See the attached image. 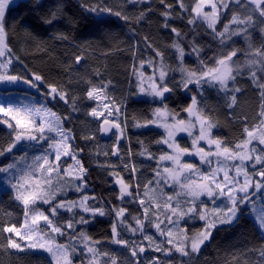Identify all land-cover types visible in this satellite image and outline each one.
<instances>
[{"label": "trees", "instance_id": "trees-1", "mask_svg": "<svg viewBox=\"0 0 264 264\" xmlns=\"http://www.w3.org/2000/svg\"><path fill=\"white\" fill-rule=\"evenodd\" d=\"M196 2L182 0L184 9H190ZM92 8L110 9L111 12L93 13ZM117 12L119 16L115 15ZM241 12L239 7L230 4L222 13L216 30L222 31V26L231 23L233 16ZM190 19L194 20L193 24H189ZM5 20L6 43L15 58L11 74L25 78H32V74L40 75L43 78L41 90L46 95L49 85L56 87L58 93L67 94L68 103L59 98L52 100L34 95L40 104L46 100V105L61 118L65 130H70L74 137L70 140L71 150L87 169L84 175L87 186L83 192L67 190L64 191V197L60 195L57 199L77 200L85 194L90 197L95 195L98 203L90 199L88 204L103 206L107 212L108 205H121L112 172L133 185V190L137 183L141 190L144 183L153 178L158 157L169 150L163 143H157L163 140V131L139 126L152 120L155 108L162 106L155 98H138L136 74L151 59H160L168 70L165 84L173 91L165 94V104L176 118L187 119L188 112L185 109L191 105L192 96H195L201 115L215 126V137L229 146H235L245 139L246 128L252 130L261 125L260 112L264 110L261 107L264 99L261 98L262 89L258 83H264V74L261 73L256 80L252 79L250 72L236 74L227 94L211 84H191L190 90H185L181 83L184 69L200 75L201 62L213 68L216 66L214 61L225 58L234 50L238 60L252 56L256 49L264 51V34L258 26L253 30L250 50L253 52L250 53L242 39L225 40L222 43L207 28L206 23L197 21L194 14L181 9L180 0H19L7 8ZM172 28L177 30L179 36L171 31ZM177 45L184 49L182 59ZM193 47L198 49L197 53L192 52ZM77 56L81 57L79 63H76ZM101 86L106 88L110 100L123 111L120 124L125 140L120 146V153L125 155L124 161L113 158L112 147H109L108 156L99 151V145L104 141L99 136L103 119L98 120L89 114L96 102L87 97V91ZM232 95H235L236 101L230 107ZM12 135L13 131L0 123V144L6 146ZM178 140L183 147L191 149L190 137L181 136ZM14 152L16 157L11 154L0 157V165H7L21 153L19 148ZM148 154L157 159H149ZM71 162L65 159L61 166ZM124 164H130V167L134 165L136 171L130 172V167L125 168ZM62 179L67 187L68 179ZM12 196L13 190L7 189L3 183L0 187V226L15 224L20 227L23 222L24 207ZM262 201L259 202L264 203ZM227 204L225 199H221L214 206L224 208ZM124 206L131 215L144 220L138 204L125 201ZM249 208L242 207L233 223L216 226L199 252L184 259L174 254L171 262L260 264L259 252L264 250V236ZM83 215L88 218L87 214ZM67 216V213L62 214V218L66 219ZM114 222L112 215H97L89 223L74 227L77 233L83 231L91 238L100 253L99 264H105L104 253L114 258L116 264H134L128 248L113 242ZM195 226L197 229H191V223H183V233L187 238L201 230L203 223L196 222ZM121 235L130 243L140 242L128 232L121 230ZM3 238L4 234L0 233V242H3ZM153 239H159L163 250L150 249L145 254H138L140 264H144L143 256L146 254L159 257L161 262L165 261L164 252L171 246L163 238L160 240L154 236ZM55 240L59 244L67 243V235L56 236ZM82 249L81 245L71 253L73 264H90V258ZM0 264H49V256L38 251L0 249Z\"/></svg>", "mask_w": 264, "mask_h": 264}, {"label": "snow or ice", "instance_id": "snow-or-ice-1", "mask_svg": "<svg viewBox=\"0 0 264 264\" xmlns=\"http://www.w3.org/2000/svg\"><path fill=\"white\" fill-rule=\"evenodd\" d=\"M12 3H15V0H0V86H16L23 83L28 88L40 91L43 81L40 75L32 74V78H25L19 75L9 74L7 71L15 59L12 56L11 49L5 42V14L8 6ZM204 3L205 0H198L190 9H184L182 0H180V7L182 10L194 14L202 23H206L207 28L222 43L231 36L239 34L235 30L229 32L228 24L223 25V30L218 32L215 27L216 20L218 19L216 11L217 4H211L212 11L209 13L202 11ZM231 3L245 12L251 9V12L245 18L233 16L231 21L245 34H247V28L253 23L252 14H257L261 23H264V0H231ZM221 7L227 10L228 4L223 3V0H221ZM91 11L93 13L102 11L111 12L110 9L97 8H92ZM115 15L119 16L120 13L117 12ZM164 15L167 16L168 13L165 12ZM188 22L189 24H193L194 20L190 19ZM171 31L179 36L175 28H172ZM176 47L182 59L184 49L179 47V45ZM192 52L197 53L198 49L193 47ZM236 55L237 52L234 50L225 58L214 61L217 65L215 68L207 67L201 62L199 76L195 72L184 73V79L181 82L183 88L190 90L189 85L195 84L201 86L203 82L204 84L210 83L214 87L218 86L227 94L229 91V81L235 78L233 69L229 66L228 62H232V57ZM80 59L81 57L77 56L76 63H79ZM248 65L250 70L258 68L264 74V51L256 49L251 59H249ZM165 75L166 73L161 70L159 73L160 85L152 83L147 89L143 86L139 88L141 94L152 96L159 100L163 106L154 110L156 119L166 118L165 94L173 91L172 88L164 83ZM251 76L253 80H256V71H251ZM258 87L262 89L260 95L264 99V83H258ZM48 88L46 99L55 100L59 98L65 103H68L66 93H58L56 87L51 85ZM101 89L93 87L87 91V97L97 99L98 97L94 96V93L99 92ZM0 94H8V89L6 87L0 89ZM41 94L43 95L44 93L42 92ZM235 101L236 97L232 95L229 106L231 107L235 104ZM196 105L197 100L195 96H192L191 105L185 109L191 116H195V123L190 120L185 124V121L181 119L178 124H168L165 122L162 125H158L167 130V138L157 141V143L166 145L168 149L172 150V154H162L158 157L157 169L153 173V179L148 180L144 184L145 192L143 196H141L139 183L135 185L134 193L130 190L133 185L126 183L116 172H112L114 183L118 186L119 190L117 199L121 202V205L119 207L108 205L109 210L106 212L103 206H95V203H98L95 195L90 197L85 194L78 201L64 198L57 199V193L61 197H64L66 194L59 185H52V173H55L57 177L62 174L71 177L68 186L74 188L77 192H83L87 186V181L84 180L87 169L83 167L82 161L77 159L76 155L68 150L69 145L67 142L74 139V137L71 136L70 130L65 131L63 129L61 118L43 103L40 107L23 103L18 106L11 103H0V114H3L5 118L11 117L12 121L15 122L13 124L8 122L7 119L0 120V123H5L13 131V135L10 141L6 143V146L0 144V157L9 154L16 157V153L13 150L17 149L18 145L24 149L18 158H14L7 165H0V174H6L9 177L6 182L13 189L12 198L20 202L24 207V219L20 227H17L15 224L0 226V233L4 234L3 242H0V249H15L19 252H24L25 249L29 251L41 249L49 254V264H73V261L70 259L71 253L83 245L82 251L90 254V259L94 264H99L97 257L100 253L97 252L91 238L87 237L83 231L77 233L74 225L87 224L90 219H94L97 215H112L115 218V222L112 224L113 242L128 248L134 264H140V256L138 254H143L146 251L145 246L143 244L137 245L134 241L130 243L129 240L123 238L121 230L124 232L130 231L133 234L139 231L143 238L149 242L152 241V236L144 234L145 224L142 222L140 216H133L129 213L128 208L124 206L125 201L127 203L138 204L140 207V215L147 221L150 227H154L161 236L165 237L168 244H172L170 237L178 222V219L174 220L173 217L179 218L187 214L195 213L201 220L207 221L205 231L192 240L190 249L186 250L184 247L176 248V251L183 257H189L190 253L199 252L200 246L210 239L211 229L216 226V221L219 223H232L233 220L237 219L238 213L243 206H250L249 210L255 214L260 227L264 229V203L257 208L256 200L254 199L257 194H260L262 200H264V127L260 128L259 136L254 135L253 131L246 128L247 139L243 146L236 145L233 152H229L227 146L221 150L220 141L210 138V130L213 125L205 119H202L199 112L194 111ZM261 107L264 109V104ZM104 108H109V104L105 103ZM114 111L119 112V109L116 108ZM89 114L98 120L104 117L100 126L102 133L108 134L112 132L113 128L117 130L116 135L118 139L113 144L111 154L119 157V139L122 138V133L119 131L121 125L119 122H114L109 127H104V125H109L110 123L108 117H113L117 121L118 117H114L112 111H109L106 117L104 111H97L95 107L92 108ZM36 117L41 118L39 123H37ZM260 119L261 124H264V110L260 112ZM155 123L156 120L154 119L139 126L147 127L149 124ZM197 124L199 125L198 134L194 135L193 129L197 128ZM177 132H184L192 137L191 143L194 151L190 152L189 148H182L180 146L179 142L175 140V133ZM253 140L258 141V144L262 146L259 152L255 146L250 151L248 150V144ZM200 141H205L209 146L207 152L204 147H197ZM45 142H47L46 145ZM35 145H45L44 152L30 159L28 157V150ZM213 145L215 146V151L212 150L211 146ZM78 151L83 150L79 149ZM103 155L108 156L109 153L104 152ZM183 155L199 156L202 162L209 165V172L200 173V178H196L195 173L198 171L196 165L192 163H181V157ZM49 156H51V160ZM62 157L69 158L73 161V164L61 166L60 161ZM148 158L157 159L151 154H148ZM213 158L216 164L215 168L211 167ZM162 161H171L172 167H162L159 163ZM257 165L260 166L259 169H257ZM74 167L79 172L73 176ZM124 167L129 168V165L124 164ZM249 168L252 169L251 175L248 172ZM129 171L134 173L136 171L135 166H131ZM184 173H188V175H183ZM41 175L46 177L44 182L48 185V191L44 193H38L36 191V188L40 185L39 177ZM182 176L183 179H181ZM202 181H207L208 183H203ZM148 185H153V189H151L153 195L146 203L145 197L148 196ZM163 187L172 188L174 195L177 197H179L180 192H184L186 197H191V200L187 201L188 206L186 211H178L182 207L179 199L175 201V206H173V196L164 195ZM201 196L208 197L213 205H215V197H227L228 204L226 207H213L214 221L209 220L203 214L208 207L203 202H201L202 206L200 210L197 211L195 201ZM90 199L95 203L89 205L88 201ZM40 204L48 205L47 211L39 207ZM149 209H152V216L149 214ZM157 210L165 212L167 219L166 228H161V224L164 223L163 220L156 222L155 216ZM63 213L68 214L66 219L62 218ZM82 213L88 214V218ZM129 217L137 227H133L128 223ZM118 226L120 230H118ZM21 229H23V232H21ZM64 235H67V243L58 244L55 242L56 236ZM162 250L159 246L155 248V251ZM165 254L169 255L170 251ZM103 256L106 258L105 264H116V260L110 257L108 253H104ZM259 261L260 264H264V250L259 252ZM158 262L159 257H153L151 259L144 258V264H158Z\"/></svg>", "mask_w": 264, "mask_h": 264}, {"label": "rangeland", "instance_id": "rangeland-1", "mask_svg": "<svg viewBox=\"0 0 264 264\" xmlns=\"http://www.w3.org/2000/svg\"><path fill=\"white\" fill-rule=\"evenodd\" d=\"M19 0H15V3H12L8 6V8L14 4H16ZM198 1V0H197ZM212 3H216L217 4V17L218 19L216 20V24H215V27L218 25L220 19H221V16H222V13L226 10L222 9L221 7V0H205V3L204 5L202 6V11L203 12H211L212 11V8H211V4ZM223 3H227L228 4V7L231 5H234L231 3V0H223ZM236 5H234L235 7ZM241 13L240 14H235L234 16H238V17H241V18H245L247 14H249L251 12V9L248 10V12H245L244 10L241 9ZM197 21H200L198 17H195ZM252 19H253V23L251 26H249L246 30L247 34H245L240 28L237 27L236 24H233L232 22L229 23V32H232L233 30L237 31L239 34L237 35H233L231 36L229 39H226V41H229L231 39H242L245 41L246 45H247V48L249 49L248 51L251 53L253 51H250L251 49V39H252V34H253V30L256 26H258V28L262 31V33L264 34V23H261L260 21V18L258 17L257 14H252ZM227 35V34H226ZM5 42H6V35H5ZM7 44V43H6ZM252 56H245L243 59L241 60H238L237 58L235 57H232V62H228L229 63V66L232 67L233 69V74L234 76L236 74H243L244 72H250L251 74V71H256V76L258 78V76L261 74V72L258 70V68H254V69H251L249 68V65H248V61L249 59H251ZM259 63V62H258ZM12 67H13V63L12 65L9 67V69L7 70L9 74H11V70H12ZM185 67V66H183ZM217 67V65L215 66ZM213 67V68H215ZM184 69V68H183ZM163 70L166 75H165V78H164V83L166 82V79L168 77V70L166 68V66L164 65V63L160 60V59H151L149 61H147L143 66H141L138 71H137V74H136V78H137V82H138V87L140 88V86H143L145 87L146 89L148 87H150V85L152 83H155L157 85H160L161 81L159 79V73L160 71ZM183 72H192V71H188L187 69H184ZM198 76V75H197ZM231 82L232 80L229 81V86L231 85ZM203 83V82H202ZM210 84V83H209ZM212 85V84H211ZM97 89H101L100 87H98ZM10 94H0V103H5V104H8V103H11V104H14V105H20L21 103L23 104H30V105H35L36 107H40V105L43 103L48 109H50L47 105H46V100H43L41 101V104L37 101V97L34 96V95H31V94H26V93H20V92H9ZM94 96L98 97L97 99H94L95 102H96V106L95 108L97 109V111H104L105 112V116L107 117L108 115V112L109 111H112L113 112V116L114 117H118V121L117 120H114L113 117H108L109 120H113V121H116V122H119L121 123V118H122V109L114 104L108 94H107V90L106 88L102 87V89L97 92V93H94ZM138 98H141V99H152L153 97L152 96H149V95H146V94H141L139 92V95H138ZM105 103H108L109 104V108L105 109L104 108V104ZM163 106H158L156 108H161ZM118 108L119 109V112H115L114 109ZM155 108V109H156ZM51 110V109H50ZM52 111V110H51ZM167 115H166V118L165 119H156V117L154 116L152 120H156V123L155 124H149L147 127H143V128H149V127H155V128H158L160 129L161 131L164 132V138H167V130L162 127V126H158V125H162L163 123L167 122L168 124H173V123H176L178 124V122L180 121V119L176 118L174 115H172L170 113V111L166 108L165 109ZM194 111H197L200 113L199 109H198V105H196L194 107ZM54 112V111H52ZM55 113V112H54ZM57 115V114H56ZM201 115V113H200ZM0 116L2 117V120L4 119H7L8 122L10 123H15L14 121H12L11 117H7L5 118L3 114H0ZM58 116V115H57ZM95 118V117H94ZM201 118L202 119H205L208 123H211L213 125V127L211 128L210 130V138L212 139H215V140H218L220 141L221 143V150L223 149V147L227 146L228 149H229V152H233L235 150V146H229L228 144H226L223 140L221 139H218L215 137L214 135V124L209 120L207 119L206 117H204L203 115H201ZM40 117H36V120H37V123L40 122ZM100 119H104V117H101ZM192 121V122H196V118L195 116H191L189 113H188V117L187 119H184L185 121V124H187L189 121ZM62 121V120H61ZM146 124V123H145ZM4 127H6L8 130L12 131V129H9L5 123H3ZM144 125V124H143ZM62 126H63V122H62ZM264 127V124H261L260 126L250 130V131H253V134L256 135V136H259L260 135V128ZM198 128H199V125L197 124V128L193 129V134L196 135L198 134ZM63 129L65 130L64 126H63ZM67 131V130H65ZM55 135V134H53ZM72 136V135H71ZM181 136H187V137H190L191 138V141H192V137L187 135L186 133L184 132H177L175 133V140L179 142V137ZM247 139V137H245V139L238 143L239 145H244V142L245 140ZM68 145H69V151L72 152L71 150V145H70V140L67 142ZM115 143V140H110V141H103L101 142V144L99 145V151L101 154H103L104 152H108L109 150V147H112L113 148V144ZM47 144V142H45V145ZM180 144V142H179ZM237 144V145H238ZM45 145H35L34 147H32L30 150H28V157L31 159L33 156L35 155H40L44 152V149H45ZM166 146V145H165ZM180 146L183 148V146L180 144ZM255 146L257 151L259 152L260 151V148L262 146H260L258 144V141L256 140H253L251 141L250 144H248V150L250 151L251 148ZM167 147V146H166ZM197 147H204L205 148V151L207 152L209 150V146L206 144L205 141H200L199 144L197 145ZM212 147V150L215 151V146H211ZM19 150L21 152L24 151V149L21 147L20 148V145H18ZM16 150V149H14ZM13 150V151H14ZM168 153L167 154H172V150L168 149ZM190 152L191 151H194L193 147L191 146V149H189ZM120 151H121V148H120ZM73 154H75L74 152H72ZM76 155V154H75ZM77 157V156H76ZM18 158V157H17ZM119 158H121L123 161L125 159V155L120 153V156ZM49 159L51 160V156H49ZM65 159H69V158H66V157H62L61 161H60V165L62 164V161L65 160ZM78 159V158H77ZM72 161V160H71ZM158 161V159H157ZM161 164V166H167V167H172V162L171 161H162V162H159ZM181 163H192L194 165H196V169L198 170L196 173H195V176L196 178H200V173H208L209 172V165L207 163H204L200 160V157L197 156V155H183L181 157ZM69 164H73V161ZM129 167H130V164H128ZM216 164H215V160L213 158V164L211 167L215 168ZM47 167V166H46ZM257 169H259V165L256 166ZM79 170L76 169L75 167L73 168V176L78 174ZM248 172L249 174L251 175L252 174V169L249 168L248 169ZM55 173H52L51 174V177H52V185L56 186V185H59L63 191H67V190H74V188H70L69 186H65V184L63 183V179L62 177H65V179H68L67 181L69 182V180L71 179V177L69 176H65V175H61L59 177L57 176H54ZM210 174V173H209ZM183 175H188V173H184ZM231 175V173H230ZM9 179V177L6 175V174H0V187L1 185L4 183L6 186H7V189H11V187L7 184V180ZM40 179V185L36 188V191L38 193H44V192H47L48 191V185L45 184V179L46 177L41 175L39 177ZM153 179V178H152ZM181 179H183V176L181 177ZM171 183V181H169ZM203 183H208L207 181H202ZM75 183V182H74ZM146 183V182H145ZM144 183V184H145ZM68 185V184H67ZM162 187V186H161ZM86 188V187H85ZM84 188V189H85ZM148 196L145 197V202L147 203L149 199H151L152 195H153V192L151 189H153V185H148ZM13 190V189H11ZM131 191H133L135 193V190H133V187L130 189ZM141 192V196H143V193L145 192V188L144 186L141 188L140 190ZM163 193L164 195H172L173 196V206H175V201H177L178 199L180 200L181 202V205L182 207L180 209H178V211H186V208H187V201L188 200H191V197H186L185 196V193L184 192H180V195L179 197H177L176 195H174L173 193V189L170 188V187H163ZM60 196L59 193H57V198ZM221 199H225L227 201V197H215V204L216 202L218 203ZM254 199L256 200V207L259 208V204H262L261 202L259 201H262V198H261V195L260 194H257ZM79 199H77L78 201ZM89 202V201H88ZM201 202H203V204H206L208 207L207 209L204 211V215H206L208 217L209 220H213L214 221V214H213V203L211 202V200L206 197V196H201L198 200L195 201V206L197 208V211L200 210L201 208ZM228 202V201H227ZM263 202V201H262ZM210 203V205H208ZM212 203V204H211ZM130 204H135V203H130ZM212 205V206H211ZM39 207H41L43 210L47 211L46 207H49L48 205H43V204H40ZM215 207H218V206H215ZM243 207H246V206H243ZM250 207V206H249ZM242 208V207H241ZM170 212V210H169ZM149 214L150 216H152V209H149ZM88 215V214H87ZM239 215V213H238ZM251 216L253 217V219L255 220V222L257 223L260 231L262 232L263 236H264V229H262L259 225V221L256 219L255 217V214L251 212ZM238 217V216H237ZM156 222H159L160 220H163L164 223L161 224V228H166V225H167V219H166V215H165V212H160L159 210H157L156 212ZM174 220H177L178 219V222L176 224V227L175 229L173 230L172 232V236L170 237V239L172 240V244H169L171 247L169 248V250H166L164 252V255H165V261L164 262H161L159 261L158 264H173L171 261L172 259V256L174 254H176L180 259H184L186 257H183L179 252L176 251V248L177 247H184L186 250L190 249V245H191V242L194 238L198 237L200 233L204 232L205 229H206V224H207V221L205 220H201L199 218V216L195 215V213H191V214H187V215H184L182 217H173ZM130 221H128V223H130L133 227H137V225H135L134 221H132L130 218H129ZM197 220V221H195ZM236 220V219H235ZM233 220V222L235 221ZM189 222L191 223V229H197V227L195 226L196 222H201L203 223V227L201 230H199L198 232L194 233L193 236H191L190 238H187L184 233H183V223L184 222ZM142 222L145 224V232L144 234L145 235H150L152 236V241L149 242L148 240L144 239L142 234L137 231L135 234L131 233L130 231H128V234L131 236V237H135L137 239H140V242L139 244L137 245H140V244H143V246H145L146 250H150V249H154L156 248V246H159L161 245V242H159V239L157 241H155L153 239V237L155 236L156 237H159L160 240L163 238L165 241V237L164 236H161L159 234V232L154 228V227H150L149 225H147V221L146 220H142ZM232 222V223H233ZM147 223V224H146ZM222 223H219L218 221H216V226L218 225H221ZM42 226V224H41ZM215 226V227H216ZM214 228L211 229V234L212 232L214 231ZM21 232H23V229H21ZM19 242V241H18ZM56 243H58L56 240H55ZM206 242V241H205ZM59 244V243H58ZM83 246V245H82ZM203 245L200 246V248L202 247ZM161 248V247H160ZM13 251H16V252H19L18 250H15V249H12ZM25 251H27V249H25ZM33 251H38V252H44L46 253L48 256L49 254L41 249H36V250H33ZM170 251V254L169 255H166L165 253L169 252ZM192 253H190L191 255ZM88 257L90 258V254H87ZM147 257L148 259H151L153 257H151L150 255L146 254L143 256V260L144 258ZM70 259L72 260V257L70 255ZM97 260L99 261V258L97 257ZM100 263V261H99ZM90 264H94V262L90 259Z\"/></svg>", "mask_w": 264, "mask_h": 264}, {"label": "water", "instance_id": "water-1", "mask_svg": "<svg viewBox=\"0 0 264 264\" xmlns=\"http://www.w3.org/2000/svg\"><path fill=\"white\" fill-rule=\"evenodd\" d=\"M5 87L8 89V92H11V91H20V92H24V93H29V94H32V95H36V96H39V97H46V93L43 92L42 90L37 91L36 89L28 88L23 83H21L19 85H16V86H13V85L0 86V89L5 88ZM42 92L44 93L43 95L41 94ZM109 122H110L109 125H104V127H109L112 123H114L116 121L109 120ZM100 126H101V123H100ZM119 131L122 133V138L119 139V148H120L121 144H123V142L125 140V134H124L122 125H121V128L119 129ZM116 132H117V130L115 128H113L112 132H110L108 134H104V133H102L100 131V127H99V136L104 141H110L113 138H115V142H116L117 139H118L117 138V135H116ZM112 156H113L114 159L119 158L116 155H112ZM145 253H146V251L143 254H145Z\"/></svg>", "mask_w": 264, "mask_h": 264}, {"label": "flooded vegetation", "instance_id": "flooded-vegetation-1", "mask_svg": "<svg viewBox=\"0 0 264 264\" xmlns=\"http://www.w3.org/2000/svg\"><path fill=\"white\" fill-rule=\"evenodd\" d=\"M113 140H115V138H113Z\"/></svg>", "mask_w": 264, "mask_h": 264}]
</instances>
